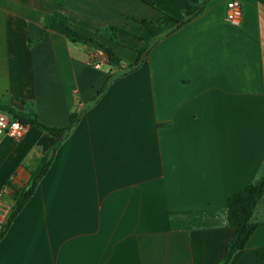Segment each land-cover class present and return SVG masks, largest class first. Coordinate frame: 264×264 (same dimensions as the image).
I'll list each match as a JSON object with an SVG mask.
<instances>
[{"label":"crops","instance_id":"0c3cea01","mask_svg":"<svg viewBox=\"0 0 264 264\" xmlns=\"http://www.w3.org/2000/svg\"><path fill=\"white\" fill-rule=\"evenodd\" d=\"M197 1L0 0V98L17 109L32 100L49 126H65L80 111L0 237V264L221 260L233 227L171 228L168 211L226 207L264 160V4L241 0V20L233 24L226 0H208L100 94L113 68L98 46L73 42L64 29L41 22L43 13L61 11L88 30L118 26L117 43L99 41L126 63L141 44L138 19L177 16ZM52 143L33 125L19 139L1 134L4 205L12 202L11 186L27 182ZM6 215L0 208V230ZM255 218L260 223L228 264H257L264 198Z\"/></svg>","mask_w":264,"mask_h":264},{"label":"trees","instance_id":"16d2710c","mask_svg":"<svg viewBox=\"0 0 264 264\" xmlns=\"http://www.w3.org/2000/svg\"><path fill=\"white\" fill-rule=\"evenodd\" d=\"M145 3L155 6L154 0H143ZM208 0H198L188 2L182 12L175 16L168 12H163L155 21L147 18H140V31L137 38L141 44L135 48L136 57L133 61L124 63L115 52L100 42L103 39L110 42H118L117 31L121 28L112 24L101 25L95 30H88L72 24L67 16L61 11L53 13H43L41 22L43 28L56 26L66 31L67 36L73 42L87 44L95 43L98 49L105 55V61L112 66L113 71H109L103 85L99 90L102 93L105 88L118 76L125 75L138 68L145 60L149 50L162 37L175 31L193 17L201 13ZM264 4V0H258ZM116 70H120L116 74ZM0 110L5 112L10 119H17L23 126L33 125L45 132L52 138V145L47 152L41 156L36 166L29 171L27 182L20 186L12 187V202L9 205L6 218L2 223L0 237L3 235L11 220L25 205L36 188L38 181L45 174L53 154L71 127L77 122L80 111H73L69 114L68 123L65 126H49L40 122L36 116L32 100H23L21 109L6 104L0 98ZM1 189H5L2 187ZM264 198V160L253 179L249 180L241 189L233 192L224 208L205 207L188 208L180 210H169V222L171 228L183 227H205L219 223L226 224L234 228L233 236L227 241L223 257L218 264H228L233 254L243 249L252 235L260 220L255 218V212L259 201ZM257 264H264V246L256 250Z\"/></svg>","mask_w":264,"mask_h":264},{"label":"built area","instance_id":"2783aa9c","mask_svg":"<svg viewBox=\"0 0 264 264\" xmlns=\"http://www.w3.org/2000/svg\"><path fill=\"white\" fill-rule=\"evenodd\" d=\"M242 16V2L241 0H226V19L233 23L238 24ZM100 61L96 62V65ZM7 132L15 139H19L24 133V126L17 119H10L9 116L0 110V136L3 132ZM4 189L0 190L3 193ZM0 208L2 209V217L5 216L9 210L8 205H4L0 200Z\"/></svg>","mask_w":264,"mask_h":264},{"label":"rangeland","instance_id":"374dc122","mask_svg":"<svg viewBox=\"0 0 264 264\" xmlns=\"http://www.w3.org/2000/svg\"><path fill=\"white\" fill-rule=\"evenodd\" d=\"M35 166H36V165H35ZM35 166H34V167H35ZM3 198H5L6 202L10 203V200H9L8 196H4Z\"/></svg>","mask_w":264,"mask_h":264}]
</instances>
